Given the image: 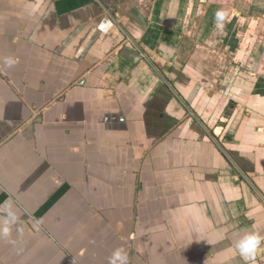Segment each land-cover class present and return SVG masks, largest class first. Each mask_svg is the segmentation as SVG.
I'll return each mask as SVG.
<instances>
[{
	"label": "crops",
	"instance_id": "0c3cea01",
	"mask_svg": "<svg viewBox=\"0 0 264 264\" xmlns=\"http://www.w3.org/2000/svg\"><path fill=\"white\" fill-rule=\"evenodd\" d=\"M246 233L264 0H0V264H245Z\"/></svg>",
	"mask_w": 264,
	"mask_h": 264
},
{
	"label": "clouds",
	"instance_id": "9594fccd",
	"mask_svg": "<svg viewBox=\"0 0 264 264\" xmlns=\"http://www.w3.org/2000/svg\"><path fill=\"white\" fill-rule=\"evenodd\" d=\"M227 17L228 13L225 10H217L215 13V27L217 29H222ZM4 63L7 67H13L18 63V60L13 57H7L5 58ZM38 223L39 222H37L36 225L37 227ZM8 233L9 229L7 227L4 228L3 234L7 236ZM195 242L199 243L201 241L197 240ZM262 245H264V237L257 233H246L235 242L234 246L245 264H255L257 252ZM114 256L118 258L119 264H127V253L123 249H117Z\"/></svg>",
	"mask_w": 264,
	"mask_h": 264
}]
</instances>
